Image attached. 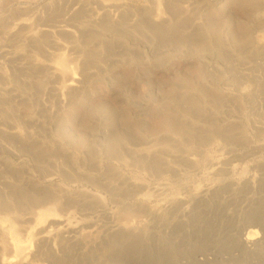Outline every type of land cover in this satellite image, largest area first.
<instances>
[{
  "label": "rangeland",
  "instance_id": "1",
  "mask_svg": "<svg viewBox=\"0 0 264 264\" xmlns=\"http://www.w3.org/2000/svg\"><path fill=\"white\" fill-rule=\"evenodd\" d=\"M10 238L24 264H264V0H0Z\"/></svg>",
  "mask_w": 264,
  "mask_h": 264
},
{
  "label": "bare ground",
  "instance_id": "2",
  "mask_svg": "<svg viewBox=\"0 0 264 264\" xmlns=\"http://www.w3.org/2000/svg\"><path fill=\"white\" fill-rule=\"evenodd\" d=\"M58 70L62 73V75L64 76V78L65 79H67L68 80V83H67V86H72L74 83V79L76 78L75 77V72L71 69L70 70V68L69 67H67V65H66V63H65V61L62 59V60H60L59 62H58ZM66 85H64L63 87H67ZM145 144V143H144ZM143 149H145V148H143ZM201 192V196H203V197H206V196H208L209 194V190L208 189H204V190H202V191H200ZM47 200H49V199H47ZM46 200V202H48ZM172 203H174V202H171V203H167L166 205H164V206H162V207H160V210L159 211H156V213H153V214H158V213H160V214H163L162 216L163 217H165V214H169L168 212H170V210L172 209ZM174 210V209H173ZM172 210V211H173ZM170 213H172V212H170ZM183 214H181V216H182ZM36 221L38 222H40V223H42L40 226H39V230H41V229H45V228H47V227H50L52 224H58L61 220L60 219H57V218H55V217H49V216H47L46 215V213L45 212H39V213H37L36 214ZM79 222L78 221H76L72 226H67L66 228H62L63 230H62V232H64L65 234H66V236H68L69 238H71L72 236H73V234L74 233H76L79 229H80V227H79V224H78ZM252 222H244L243 224H241V227H240V229H239V232H237L238 233V235L237 236H239L240 237V234H241V232L245 229V228H247V227H250V226H252V224H251ZM132 231H134V230H136V226H132V225H130V226H128ZM115 228V226H112V227H110L108 230H109V232L111 233V231H113V229ZM40 232V231H39ZM253 232H256L255 230H253ZM250 241V239L248 238V237H245V238H243V245H245V246H248V247H250L251 245H253V246H255L256 245V243H250L249 242ZM260 242H263L262 241V239H260ZM0 247H7V252L10 254V253H12V256L10 257V258H8V259H5V260H3V262H2V264H13V262L15 261V260H19V261H17V264H24V262H25V257L23 256V252L27 249V248H29L30 247V245H29V243L27 244H25V245H23L22 243H20V242H18L15 238H10L9 240H3V241H0ZM126 248V247H125ZM128 248V247H127ZM126 248V249H127ZM131 248V247H130ZM170 248V247H169ZM176 248V247H175ZM181 249H182V251H183V253H182V255L183 256H186V260L187 261H191V262H195V260L193 259V256L195 255V251H193L192 249H194V250H196V248H191V247H189V248H191V251H187L186 249H189V248H186V247H180ZM251 249H252V247H250ZM249 248V249H250ZM122 249V248H121ZM129 249V248H128ZM137 250V249H136ZM142 250V249H141ZM144 250H148V251H150L151 253H154V256L156 255V253H157V257H159L160 259L162 258V257H164L165 259L167 258V255H168V252L166 251L167 250V247H164V246H162V247H146ZM174 250V249H173ZM190 250V249H189ZM130 251H131V249H130ZM129 251V252H130ZM139 251V249L137 250V252ZM171 251V250H170ZM175 251V250H174ZM173 251V252H174ZM181 251V252H182ZM114 252H116V251H114ZM125 252V251H124ZM128 252V253H129ZM136 252V253H137ZM141 252V251H140ZM180 252V253H181ZM197 252V251H196ZM210 252V251H209ZM127 253V254H128ZM132 253H133V251H132ZM136 253H134V254H136ZM142 253H144V252H142ZM141 253V254H142ZM146 253H148V252H146ZM171 253V252H170ZM177 253V252H176ZM120 254H121V252H120ZM123 254V253H122ZM126 254V253H125ZM159 254H163L164 256H162L161 257V255H159ZM173 253H171V254H169L170 256L172 255ZM199 254V253H198ZM138 255H139V252H138ZM146 255V254H145ZM148 255V254H147ZM181 255V254H180ZM252 255V254H251ZM35 256V255H34ZM119 256H122V255H119ZM126 256V255H125ZM125 256H122V257H125ZM131 256V255H130ZM133 256V255H132ZM141 256V255H140ZM148 256H150V255H148ZM152 256H153V254H152ZM151 256V257H152ZM175 256V255H174ZM114 257V256H113ZM121 257V258H122ZM141 257H144V255L143 256H141ZM156 257V258H157ZM180 257V256H179ZM182 257V256H181ZM108 258V257H107ZM116 258V257H115ZM115 258H113V260L115 259ZM126 258H127V256H126ZM129 258V257H128ZM146 258H147V256H146ZM149 258V257H148ZM155 258V257H154ZM153 258V259H154ZM252 258V257H251ZM110 259V258H109ZM116 259H118V258H116ZM143 259V258H142ZM151 259V258H150ZM106 260H108V259H106ZM125 260V259H124ZM128 260V259H127ZM127 260H125V261H127ZM130 260H131V257H130ZM132 260H134L135 261V259H132ZM136 260H138V259H136ZM141 260V259H140ZM146 260V259H145ZM148 260V259H147ZM155 260H157V259H155ZM159 260V259H158ZM163 260V259H162ZM167 260H168V258H167ZM178 260V259H177ZM194 260V261H193ZM111 261V260H110ZM129 261V260H128ZM133 261V262H134ZM166 261V260H165ZM165 261L163 262V263H165ZM129 262H132V261H129ZM128 262V263H129ZM133 262L132 263H129V264H133ZM148 262V261H147ZM156 262V261H155ZM124 263H127V262H124ZM142 263V262H141ZM149 263V262H148ZM150 263H153V262H150ZM167 263V262H166ZM196 263V262H195ZM51 264H53V263H51ZM137 264V263H136ZM142 264H145V263H142ZM155 264V263H154Z\"/></svg>",
  "mask_w": 264,
  "mask_h": 264
}]
</instances>
